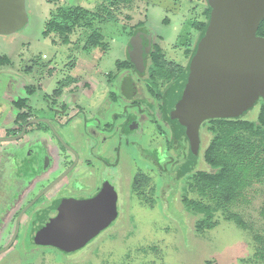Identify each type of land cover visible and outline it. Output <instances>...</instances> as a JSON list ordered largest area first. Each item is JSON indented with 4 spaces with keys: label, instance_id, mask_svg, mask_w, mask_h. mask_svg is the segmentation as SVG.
<instances>
[{
    "label": "rangeland",
    "instance_id": "1",
    "mask_svg": "<svg viewBox=\"0 0 264 264\" xmlns=\"http://www.w3.org/2000/svg\"><path fill=\"white\" fill-rule=\"evenodd\" d=\"M112 2L115 1L23 0L25 24L9 33H0V56L6 57L14 70H20L31 60L39 72L49 63L59 69L68 68L69 61L75 60L73 72L80 84L90 80L94 87L96 82L100 83L88 100L106 99L115 90L114 82L109 84L106 79L111 72H116L117 62L125 59L133 29L140 22L152 30L154 48L158 46L166 60L186 66L189 60L186 50H194L200 35L193 22L207 20L206 0H125L114 5ZM62 4H78L88 10V15L69 35L68 43H63L57 34L42 35L51 11ZM91 31L102 34L104 49L86 45ZM1 77L6 81L5 74ZM60 80L66 81L65 78ZM257 113L258 104L246 118L255 121ZM82 128L84 122L78 120L60 133L67 143L76 145L81 159L87 160L91 156L86 150L88 143ZM153 133L146 131L142 144L147 143ZM155 136L151 137L159 140V136ZM209 138L206 132L202 133L203 149ZM45 139L48 147L61 155L57 142ZM119 141L104 147L109 150L106 152L119 155L123 172L116 190L118 213L114 219L74 251L63 253L53 246H36L25 251L19 243L7 255L6 252L0 254V258L5 255L0 264H264V216L261 213L264 176L244 186L233 202L222 207L216 205L212 193L201 196L189 191V174L175 169L184 162L185 150H175L172 167L168 165L160 171L138 149L119 148ZM202 151L193 172L213 171L203 160ZM81 170L83 168L77 167L71 175ZM188 197L215 207L212 227H196L203 213L188 209L185 201ZM228 213H235L243 225L227 218ZM8 239V235H3L0 245Z\"/></svg>",
    "mask_w": 264,
    "mask_h": 264
},
{
    "label": "flooded vegetation",
    "instance_id": "2",
    "mask_svg": "<svg viewBox=\"0 0 264 264\" xmlns=\"http://www.w3.org/2000/svg\"><path fill=\"white\" fill-rule=\"evenodd\" d=\"M153 50L152 36L144 71L139 73L135 66H119L126 55L117 62L116 72L106 79L109 84L114 82L115 90L106 99L93 100L88 97L100 83L96 82L94 87L90 80L80 84L73 72L75 60L69 61L68 68L59 69L49 63L39 72L31 60L20 70H14L8 59L0 56V239L9 236L0 245V254L7 255L19 243L25 251L51 246L41 242L40 219L62 201L91 199L103 192L114 201L117 215L116 190L123 172L119 155L106 152L107 143L120 140L119 148L138 149L160 171L168 165L172 167L175 150H185L184 162L175 169L187 166L188 139L175 133V124L166 111L167 93L175 80L157 77L153 81L159 91L149 89L151 79L146 72ZM59 75L66 81L60 80ZM78 120L84 122L86 150L91 156L87 160L81 159L76 145L67 143L60 133ZM146 131L154 132L151 136L157 135L159 140L145 137L147 143L142 144ZM202 133L200 130L192 171L201 158ZM45 138L57 142L61 155L48 147ZM77 167L83 170L71 175Z\"/></svg>",
    "mask_w": 264,
    "mask_h": 264
},
{
    "label": "water",
    "instance_id": "3",
    "mask_svg": "<svg viewBox=\"0 0 264 264\" xmlns=\"http://www.w3.org/2000/svg\"><path fill=\"white\" fill-rule=\"evenodd\" d=\"M209 19L187 66L166 97V111L188 139L195 160L201 124L214 117H239L259 98L264 100V36L257 34L264 18V0H206ZM25 22L23 0H0V33ZM152 30L133 32L127 57L142 73L151 51ZM116 215L111 197L66 200L53 205L40 219L41 242L64 252L84 246Z\"/></svg>",
    "mask_w": 264,
    "mask_h": 264
},
{
    "label": "trees",
    "instance_id": "4",
    "mask_svg": "<svg viewBox=\"0 0 264 264\" xmlns=\"http://www.w3.org/2000/svg\"><path fill=\"white\" fill-rule=\"evenodd\" d=\"M55 1V0H49ZM114 3L125 0H113ZM116 5V4H115ZM209 6L204 10L207 20L193 22V26L202 32L209 19ZM88 15V10L78 4H62L51 11L49 18L44 24L42 35L44 37L51 34H57L63 43L69 42V35L78 24V22ZM144 24L137 23L133 29L137 30ZM257 34L264 36V18L260 21ZM87 44L91 47L105 48V42L102 34L91 31L87 37ZM187 55L193 51L186 50ZM190 58V57H189ZM3 60V59H2ZM123 67L133 68L132 61L127 57L118 64ZM182 66L177 63L166 60L158 46L149 56L147 63V75L150 77V90L159 91L155 78L176 80L183 71ZM258 104V113L256 120L246 118L248 112ZM177 135H185L183 130H178L174 125ZM201 131L206 132L210 138L206 147L203 149L202 158L213 171H192L195 160L189 158L187 166L183 168V174H189V191H194L201 196L212 193L216 199V205L222 206L233 202L241 194L244 186H247L253 180H261L264 176V100L259 98L257 102L249 109L243 110L239 117L231 118H209L201 124ZM189 208L203 213V218L196 223V227L210 228L214 225L212 220L215 209L211 204H205L193 199H185ZM223 207V206H222ZM264 216V205L261 210ZM227 218L234 220L238 225H243L240 217L235 213L227 215ZM259 241V237L257 238ZM264 242V241H263ZM264 258V254H263ZM25 264V263H20Z\"/></svg>",
    "mask_w": 264,
    "mask_h": 264
}]
</instances>
